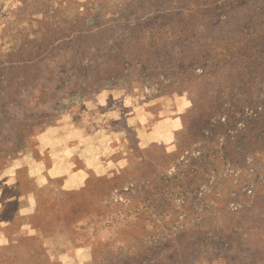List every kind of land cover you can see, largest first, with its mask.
Instances as JSON below:
<instances>
[{"label": "rangeland", "instance_id": "374dc122", "mask_svg": "<svg viewBox=\"0 0 264 264\" xmlns=\"http://www.w3.org/2000/svg\"><path fill=\"white\" fill-rule=\"evenodd\" d=\"M64 118L118 169L12 174ZM0 264H264V0H0Z\"/></svg>", "mask_w": 264, "mask_h": 264}, {"label": "crops", "instance_id": "0c3cea01", "mask_svg": "<svg viewBox=\"0 0 264 264\" xmlns=\"http://www.w3.org/2000/svg\"><path fill=\"white\" fill-rule=\"evenodd\" d=\"M101 132L109 134L105 128ZM91 134L90 123H82L81 126L69 118L62 119L59 124L39 133L36 146L38 151L28 152L20 158L12 174L24 168L30 178L33 176L34 179L30 180L36 188H43L51 180L59 179L63 188L72 191L82 188L95 176H108L120 164L115 158V145L106 148L104 156H100L92 152ZM39 152L47 155L48 163H45ZM122 158L123 161L125 158Z\"/></svg>", "mask_w": 264, "mask_h": 264}]
</instances>
